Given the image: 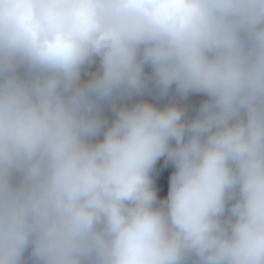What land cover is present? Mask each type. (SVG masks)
Wrapping results in <instances>:
<instances>
[{"label": "clouds", "instance_id": "clouds-1", "mask_svg": "<svg viewBox=\"0 0 264 264\" xmlns=\"http://www.w3.org/2000/svg\"><path fill=\"white\" fill-rule=\"evenodd\" d=\"M0 264H264V0H0Z\"/></svg>", "mask_w": 264, "mask_h": 264}, {"label": "trees", "instance_id": "trees-1", "mask_svg": "<svg viewBox=\"0 0 264 264\" xmlns=\"http://www.w3.org/2000/svg\"><path fill=\"white\" fill-rule=\"evenodd\" d=\"M98 71L99 60L97 59L95 63L86 66V68L82 71L80 81L81 84L90 80L92 75ZM144 72L147 84L142 92L132 93L131 95L123 94L116 97L111 102H105L102 104V116L108 120L109 123L115 119L113 105H115V107H131L136 103L142 102L151 103L157 108L174 105L183 110L185 120H191L197 115L200 105L208 99V97L202 93H190L187 96H181L176 92L175 85L168 90L167 94H162L160 89L151 79V67L146 65ZM172 143L174 144L175 142L173 141ZM175 171V165L166 157H161L150 173L153 180V187L157 192L158 202L167 198L170 186V177ZM25 258L27 259V253Z\"/></svg>", "mask_w": 264, "mask_h": 264}]
</instances>
